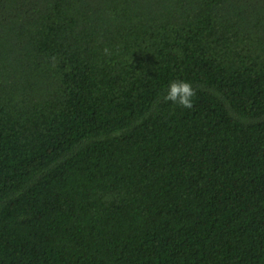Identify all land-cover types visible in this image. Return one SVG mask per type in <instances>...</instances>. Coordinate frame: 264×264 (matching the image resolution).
Instances as JSON below:
<instances>
[{
    "label": "trees",
    "instance_id": "trees-1",
    "mask_svg": "<svg viewBox=\"0 0 264 264\" xmlns=\"http://www.w3.org/2000/svg\"><path fill=\"white\" fill-rule=\"evenodd\" d=\"M0 264H264V0H0Z\"/></svg>",
    "mask_w": 264,
    "mask_h": 264
},
{
    "label": "clouds",
    "instance_id": "clouds-1",
    "mask_svg": "<svg viewBox=\"0 0 264 264\" xmlns=\"http://www.w3.org/2000/svg\"><path fill=\"white\" fill-rule=\"evenodd\" d=\"M194 96L195 90L190 83L182 80H174L170 82L163 99L165 102H171L180 107L191 109L193 107Z\"/></svg>",
    "mask_w": 264,
    "mask_h": 264
}]
</instances>
